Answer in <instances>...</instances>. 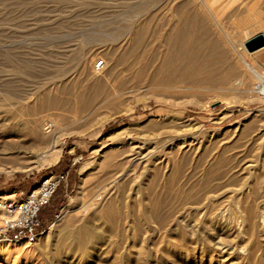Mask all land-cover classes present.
<instances>
[{
    "label": "rangeland",
    "instance_id": "rangeland-1",
    "mask_svg": "<svg viewBox=\"0 0 264 264\" xmlns=\"http://www.w3.org/2000/svg\"><path fill=\"white\" fill-rule=\"evenodd\" d=\"M241 7L0 0V198L66 172L43 233L0 236V264H264V214L237 211L264 168V96L244 65L264 74V56L242 45ZM31 119L34 135L9 134Z\"/></svg>",
    "mask_w": 264,
    "mask_h": 264
},
{
    "label": "built area",
    "instance_id": "built-area-1",
    "mask_svg": "<svg viewBox=\"0 0 264 264\" xmlns=\"http://www.w3.org/2000/svg\"><path fill=\"white\" fill-rule=\"evenodd\" d=\"M102 61L94 64L100 69ZM262 88L258 84L255 89ZM66 178V172L51 174L40 181V183L23 194L20 199H0V236L7 241L34 242L43 229L37 231L41 225L39 216L41 210L48 206L57 188Z\"/></svg>",
    "mask_w": 264,
    "mask_h": 264
},
{
    "label": "bare ground",
    "instance_id": "bare-ground-1",
    "mask_svg": "<svg viewBox=\"0 0 264 264\" xmlns=\"http://www.w3.org/2000/svg\"><path fill=\"white\" fill-rule=\"evenodd\" d=\"M245 44V43H244ZM179 46V45H178ZM245 47V46H244ZM246 49V48H245ZM193 51V50H192ZM191 51V52H192ZM175 53V52H174ZM194 55V53H193ZM176 56V55H175ZM189 56H192V53L190 55L189 53ZM205 64V63H204ZM207 64V63H206ZM244 65L247 67V68H250V71L251 73L253 74L254 78L259 82V84L262 85V88L259 89V90H254L253 88V91L256 93V94H259L260 96H264V74H260L257 70L251 68L247 63L244 62ZM204 67V66H203ZM202 68V67H201ZM258 91V92H257ZM258 95V96H259ZM29 112V111H28ZM29 114V113H28ZM32 114V112H31ZM39 114V113H38ZM28 116V115H27ZM30 118H31V115H29ZM28 120V119H27ZM41 120V119H40ZM26 124L28 125L26 128L25 127H21L20 124L16 123L12 126H8L7 130L9 132L10 135H14V136H19V135H34V132L38 130V124H39V121L38 120H30L29 122H26ZM25 131V133H24ZM37 136V135H36ZM39 136V135H38ZM23 138V137H22ZM40 139V138H39ZM35 140V138H34ZM17 141V140H16ZM27 142H22L21 143H16V142H13L12 143V148L16 149V148H19V147H25L24 145H26ZM35 143V142H34ZM33 144V143H32ZM31 144V145H32ZM37 144V143H36ZM34 147V146H32ZM35 148V147H34ZM260 148V147H259ZM24 149V148H23ZM26 149V148H25ZM32 150V149H31ZM259 152V151H258ZM17 153V152H16ZM58 153L59 151H53V158L56 159L58 157ZM264 158V157H263ZM59 160V159H58ZM263 163H264V159L262 160ZM17 165V164H15ZM262 165V164H261ZM263 166V165H262ZM261 166V167H262ZM24 167V166H23ZM128 167V166H127ZM262 168H260L261 170ZM259 171V170H258ZM85 176V175H84ZM260 182H259V187L256 189V190H252V195L250 196L249 200H244V193L240 190V188L237 190L238 191V199L240 198V201L238 203V212L240 213V216L242 218L245 219L246 223H249L250 225H254L255 224V221L256 219H258L259 217H262L263 214H264V168L262 169L261 173H260ZM83 179V178H82ZM228 182V181H227ZM246 182V181H245ZM111 184V183H110ZM226 184V183H225ZM220 185V188H221V184ZM219 185L217 187H219ZM238 185V184H237ZM247 185V184H245ZM235 187V186H234ZM238 187V186H237ZM81 188V187H80ZM79 188V189H80ZM146 188V187H145ZM245 188V186H244ZM243 188V189H244ZM254 188V187H253ZM98 189V188H97ZM100 189V188H99ZM143 190V189H142ZM145 190V189H144ZM147 190V189H146ZM104 191V189H103ZM139 191V190H138ZM212 190H210L211 192ZM127 192V191H126ZM140 192V191H139ZM188 192V191H187ZM209 192V190L207 191ZM105 193V192H104ZM147 193V192H146ZM184 193V191H183ZM199 193V192H198ZM226 193V192H225ZM186 194V193H185ZM209 194V193H208ZM224 194V193H223ZM100 195V194H99ZM103 195V194H102ZM139 195V194H138ZM141 195V194H140ZM151 195V194H150ZM196 195V194H195ZM195 195L193 197H195ZM230 195V194H229ZM247 195V194H246ZM119 196V195H118ZM197 196V195H196ZM202 196V195H201ZM232 196V195H231ZM249 196V195H247ZM246 196V197H247ZM147 197V196H146ZM245 197V198H246ZM98 198V197H97ZM100 198V197H99ZM141 198V196H140ZM1 199V198H0ZM146 199V198H145ZM196 199V198H195ZM116 200V199H115ZM95 202V201H94ZM115 202V201H114ZM149 202V201H148ZM118 203V202H116ZM109 204H110V201H109ZM111 205V204H110ZM119 205V203H118ZM228 205V204H227ZM108 206V205H107ZM112 207V206H111ZM110 207V208H111ZM108 208V207H107ZM118 208V207H116ZM112 209V208H111ZM106 210V209H105ZM116 210V209H115ZM120 210V209H119ZM111 211V210H110ZM113 211V210H112ZM111 211V212H112ZM232 211V210H231ZM113 214V213H112ZM111 214V215H112ZM107 217V216H106ZM261 219V218H259ZM262 220V219H261ZM112 221V220H111ZM39 237V236H38ZM62 240V239H61ZM97 245V244H96ZM100 246V245H99ZM98 253V252H97ZM91 254V253H90ZM71 255V254H70ZM67 256V255H66Z\"/></svg>",
    "mask_w": 264,
    "mask_h": 264
},
{
    "label": "crops",
    "instance_id": "crops-1",
    "mask_svg": "<svg viewBox=\"0 0 264 264\" xmlns=\"http://www.w3.org/2000/svg\"><path fill=\"white\" fill-rule=\"evenodd\" d=\"M208 1L217 2L219 0ZM240 6H242L240 8V13H245L246 16L253 21V23L245 29L246 36L242 44L244 47V43L255 36L261 35L264 38V0H240ZM248 56H264V46L252 52H248ZM45 208L46 207H44L40 212V224H42V212Z\"/></svg>",
    "mask_w": 264,
    "mask_h": 264
},
{
    "label": "water",
    "instance_id": "water-1",
    "mask_svg": "<svg viewBox=\"0 0 264 264\" xmlns=\"http://www.w3.org/2000/svg\"><path fill=\"white\" fill-rule=\"evenodd\" d=\"M244 46L248 52H252L264 46V38L261 35L255 36L250 40H248L247 42H245Z\"/></svg>",
    "mask_w": 264,
    "mask_h": 264
}]
</instances>
